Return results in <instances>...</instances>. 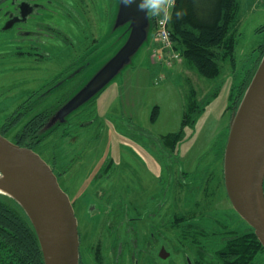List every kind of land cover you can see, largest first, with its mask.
<instances>
[{
	"label": "rangeland",
	"instance_id": "obj_1",
	"mask_svg": "<svg viewBox=\"0 0 264 264\" xmlns=\"http://www.w3.org/2000/svg\"><path fill=\"white\" fill-rule=\"evenodd\" d=\"M239 1L234 63L218 59L219 76L207 79L173 44L163 53H177L178 62L152 58L161 44L146 9L140 15L120 0H0V132L30 146L26 127L53 110L45 128L60 126L32 148L69 196L82 264L113 263V229L125 210L135 232L128 264H157L161 246L171 257L159 264H184L185 255L219 264L224 237L248 230L227 197L223 159L234 95L264 45V0ZM21 2L39 7L26 24L5 29ZM166 16L162 8L155 22ZM170 134L178 135L173 148ZM180 165L188 184L176 180ZM157 229L165 240H147ZM6 251L0 264H21L0 239ZM251 264H264V252Z\"/></svg>",
	"mask_w": 264,
	"mask_h": 264
},
{
	"label": "water",
	"instance_id": "obj_2",
	"mask_svg": "<svg viewBox=\"0 0 264 264\" xmlns=\"http://www.w3.org/2000/svg\"><path fill=\"white\" fill-rule=\"evenodd\" d=\"M141 3L143 0H132L130 4L140 15ZM81 71L78 69L68 79ZM110 73H103L97 84ZM46 123L40 134L46 135L59 125L46 130ZM223 179L233 209L253 229L264 249V54L230 123ZM0 186L7 190L0 194L15 200L29 218L44 264H79L77 220L68 194L39 154L14 144L1 133Z\"/></svg>",
	"mask_w": 264,
	"mask_h": 264
},
{
	"label": "trees",
	"instance_id": "obj_3",
	"mask_svg": "<svg viewBox=\"0 0 264 264\" xmlns=\"http://www.w3.org/2000/svg\"><path fill=\"white\" fill-rule=\"evenodd\" d=\"M239 8V0H175L172 20L167 23L173 48L180 53L183 60L190 61L202 77L214 79L219 76L218 59H228L234 63L236 42L232 28L240 18ZM176 11L185 13L182 19L175 17ZM155 20L156 16H152L153 28H155ZM263 30L264 27L259 31ZM261 47L256 61L237 87L232 112L236 111L264 54V45ZM50 112L53 110L39 115L26 127L25 136L30 145L27 146L28 148L33 150V145H38L48 134L57 129L55 127L46 135L40 134V130L49 119ZM177 136L170 134L165 138L168 146L174 147ZM0 239L10 247L21 264H44L35 230L26 213L15 200L2 194H0ZM222 241L223 246L215 253L219 264H251L256 255L264 252L250 227L245 233L226 235ZM0 253L8 257L10 251ZM198 262L200 261L196 260V264Z\"/></svg>",
	"mask_w": 264,
	"mask_h": 264
},
{
	"label": "flooded vegetation",
	"instance_id": "obj_4",
	"mask_svg": "<svg viewBox=\"0 0 264 264\" xmlns=\"http://www.w3.org/2000/svg\"><path fill=\"white\" fill-rule=\"evenodd\" d=\"M37 7H39V5L37 3H30V2H21L19 4L17 3L16 6L14 5L12 7L14 11H11L10 13H8L10 20L6 23V25H8L9 23L11 25L8 29H10L12 27L20 26L21 24H26L28 22L29 18L32 17V15H33L34 11L37 9ZM68 77L62 79L60 81V83H63L66 80H68ZM53 88H55V86ZM53 88H49L44 93H48V94L51 93ZM181 166L182 165H180L179 169H181ZM185 178H186L185 171H183L181 169V172H179V176H178V178L176 177V180H178L181 184H188V181ZM223 181H224V179H223ZM224 188H225V186H224ZM163 189H164V187H163ZM160 206H163V204H160L159 207ZM155 219H158V220L162 219L163 220L164 215L163 216L160 215V217H159V214H158L157 218H155ZM158 220H157V222H158ZM119 222L120 223L118 225V228L113 229L114 230V232H113L114 241L118 243V246H117V250H115L112 253L113 257H114V261L112 264H123V260H124V264H128V239H130L131 241H135L133 239L134 238L133 233H135V232L132 229V226L130 223L131 221H128V212L126 210H125L124 217L121 220H119ZM195 223H197V222H195ZM194 225H196V224H194ZM128 226H130V227H128ZM110 227L112 228L113 226L110 225ZM159 231L160 230L157 229L156 233L150 234V236H148L147 240L150 239V241H156L155 240L156 238H159V237L164 238L165 237L164 233L163 232L160 233ZM202 232H204V231H202ZM120 235L123 237H119ZM154 235L155 236L157 235V237H155ZM164 240H165V238H164ZM150 241H146V248H144V250H143L144 253L149 251V242ZM208 241H210V240H208ZM202 251L206 252L205 249H202ZM165 255H167V256L165 257ZM177 255L179 258H181V259L183 258V257H181V253H178ZM116 256H117V258H116ZM170 257H171V252L166 250V248L164 246H161L159 248L158 253H157V258H158L157 264H159L160 261H165V260L169 259ZM132 259H133V256H130V262L133 261ZM182 263H183V260H182ZM79 264H82L81 254H80V239H79ZM135 264H138V262L135 261ZM184 264H196V263H195V261H193L190 258V256L185 255L184 256Z\"/></svg>",
	"mask_w": 264,
	"mask_h": 264
},
{
	"label": "built area",
	"instance_id": "obj_5",
	"mask_svg": "<svg viewBox=\"0 0 264 264\" xmlns=\"http://www.w3.org/2000/svg\"><path fill=\"white\" fill-rule=\"evenodd\" d=\"M155 38H157L158 42L161 44V47L159 46V52L153 50L152 58H155L156 62H163L165 67H170L174 63L178 62L179 55L177 53L172 52L168 59H166V52L163 53V48L167 49L172 46L170 32L168 30L166 20L160 19L155 23Z\"/></svg>",
	"mask_w": 264,
	"mask_h": 264
},
{
	"label": "clouds",
	"instance_id": "obj_6",
	"mask_svg": "<svg viewBox=\"0 0 264 264\" xmlns=\"http://www.w3.org/2000/svg\"><path fill=\"white\" fill-rule=\"evenodd\" d=\"M123 5H129L132 3V0H120ZM175 7V0H143V3L139 5L140 9L147 10V16H158L160 10L163 8L167 10L166 20L170 22L172 20V9ZM185 13L183 11H176L175 17L177 19H182Z\"/></svg>",
	"mask_w": 264,
	"mask_h": 264
},
{
	"label": "bare ground",
	"instance_id": "obj_7",
	"mask_svg": "<svg viewBox=\"0 0 264 264\" xmlns=\"http://www.w3.org/2000/svg\"><path fill=\"white\" fill-rule=\"evenodd\" d=\"M4 179H6V180H4ZM3 181H7V177L5 178H3ZM0 191H7L5 188H3L2 186H0Z\"/></svg>",
	"mask_w": 264,
	"mask_h": 264
}]
</instances>
